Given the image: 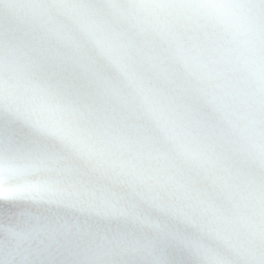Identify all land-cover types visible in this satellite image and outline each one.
I'll list each match as a JSON object with an SVG mask.
<instances>
[{
    "label": "snow or ice",
    "instance_id": "obj_1",
    "mask_svg": "<svg viewBox=\"0 0 264 264\" xmlns=\"http://www.w3.org/2000/svg\"><path fill=\"white\" fill-rule=\"evenodd\" d=\"M0 264H264V0H0Z\"/></svg>",
    "mask_w": 264,
    "mask_h": 264
}]
</instances>
